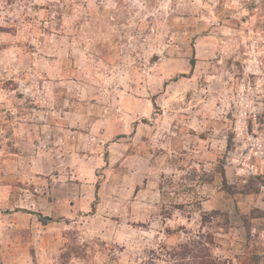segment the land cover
<instances>
[{
  "label": "rangeland",
  "instance_id": "obj_1",
  "mask_svg": "<svg viewBox=\"0 0 264 264\" xmlns=\"http://www.w3.org/2000/svg\"><path fill=\"white\" fill-rule=\"evenodd\" d=\"M262 181L264 0H0V264H264Z\"/></svg>",
  "mask_w": 264,
  "mask_h": 264
},
{
  "label": "trees",
  "instance_id": "obj_2",
  "mask_svg": "<svg viewBox=\"0 0 264 264\" xmlns=\"http://www.w3.org/2000/svg\"><path fill=\"white\" fill-rule=\"evenodd\" d=\"M191 64L192 65L194 64V60H191ZM221 176L222 178L224 177L223 171L221 172ZM261 184L264 186V181H262ZM210 244H212V240L207 239L206 242H202L200 244L197 243L196 246H194L193 244L192 248H188L186 245H183V246L180 245L181 247L179 249H182L181 256L182 257L189 256L193 260V264H227L226 261L218 260L211 255V253L209 252V247H208L210 246ZM73 257L79 258L82 256H80L78 252L76 251L67 252V249L63 248L62 257H61L62 261L61 263H57V264H69V261Z\"/></svg>",
  "mask_w": 264,
  "mask_h": 264
}]
</instances>
